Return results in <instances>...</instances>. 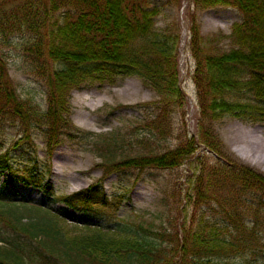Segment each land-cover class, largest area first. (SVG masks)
Returning <instances> with one entry per match:
<instances>
[{
    "label": "trees",
    "instance_id": "trees-1",
    "mask_svg": "<svg viewBox=\"0 0 264 264\" xmlns=\"http://www.w3.org/2000/svg\"><path fill=\"white\" fill-rule=\"evenodd\" d=\"M196 3L204 7H229L241 16L228 35L203 36L198 27L189 28L188 47L195 61L193 82L200 114L208 121L229 116L251 124L264 123V0H197ZM160 15L162 12L153 0H7L5 5H0V34L4 38L21 37L19 49L23 61L35 78L44 81L47 95L44 110L19 98L8 78L1 48L7 42H1L0 132L16 128L19 136L16 147L28 145L26 142L35 147L32 144L35 135L44 139L48 149L61 136L79 140L90 146L102 163L108 164L106 171L114 172L127 168L140 172L175 169L196 153L199 143L203 144L206 150L194 159V173L204 168L207 153L214 156L215 163L210 170L216 174L212 179L216 177L221 185L224 180L230 181L231 193L235 194L232 202L228 200L221 205V215L234 229H240L241 225L246 240L240 241V249H245L247 243L258 242L257 228L264 229V226L258 210L249 209L255 226L250 230L243 227L242 219L236 220L243 214L238 203L240 196L248 193L253 199L262 197L263 201L264 177L239 165L222 149L216 136L202 135V131L182 140L175 149L164 150L159 146L172 132V116L183 106L184 97L178 82L180 28L176 22H163L158 27ZM225 42L227 48L222 46ZM126 77L138 78L143 87L154 93L156 100L133 107L145 119V125L128 142L140 150L116 163L112 161L121 155L125 138L73 128L68 119L67 99L73 89L114 86ZM0 169L7 171L0 188V224L14 231L18 238H25L22 242L0 238V264H39V259H52L55 264L162 263L158 244L150 238L156 235L150 229L139 226L136 228L140 235L115 238L112 233L125 231L118 217L122 202L108 196L100 185L55 196L50 182H44L32 169L20 170L14 166L6 152H0ZM191 180L184 201L193 214L201 209L200 201L212 203L210 193L214 180L205 182L203 187L198 177ZM11 181L40 188L52 197L53 203H60L91 220H100L102 227L84 226L89 229L85 235L66 237L58 231L56 220H52L62 217L60 213L56 212L59 216L53 213L55 217L49 209L15 201L13 196L4 193ZM21 211L48 215L49 220L25 224L23 221L27 218ZM206 223L197 222L193 231L189 226L183 227L186 236L180 251L183 257L187 256L186 261L191 255L196 257L190 264H212V256L235 247L231 241L216 235L205 237L202 225Z\"/></svg>",
    "mask_w": 264,
    "mask_h": 264
},
{
    "label": "rangeland",
    "instance_id": "rangeland-1",
    "mask_svg": "<svg viewBox=\"0 0 264 264\" xmlns=\"http://www.w3.org/2000/svg\"><path fill=\"white\" fill-rule=\"evenodd\" d=\"M6 2L7 0H0V5H5ZM196 2L197 0H153L157 9L162 12V15L158 17L157 26H162L163 22H176L180 28L177 47L178 82L184 96L183 106L172 116V132L165 140L159 142V146L164 150L175 149L182 140L202 131V135L216 136L222 149L239 165L264 177V164L258 166L249 159H244L245 154L240 146L231 142V139H236L235 137L240 135L264 140V123L251 124L229 116L218 121H208L200 114L197 89L193 82L195 61L188 47L190 26L198 27L203 36L215 33L228 35L232 25L239 22L241 16L235 9L229 7H204ZM163 18L165 21L162 20ZM20 41L19 36L4 38L0 34V45L1 42H7L6 46L1 45V48L7 63L8 78L20 99L30 101L31 105L39 106L41 110H44L47 107L46 85L43 80L35 78L29 72L19 49ZM226 45L225 42L222 46L227 48ZM67 100L68 119L70 125L76 130L97 135L118 134L120 138H125L120 149L121 155H117L112 161L117 163L127 156L136 155L135 152L140 150L136 144L128 142L129 138L133 137L132 134L142 132L145 125V119L133 107L154 102L156 96L143 87L138 78L126 77L114 86L73 89ZM18 137L14 127L0 132V152L8 153L14 166H19L20 170L25 167L32 169L34 174L44 182H50L55 196L70 195L92 185H100L108 196L117 197L122 202L118 217L125 231L112 233L115 238L124 239L128 236L140 235L136 228L139 226L150 229V232L156 235L154 237L151 235L150 238L158 244L157 253L162 259L161 264H169V262L170 264H190L196 259L191 255L186 261L187 256L183 257L180 248L186 236L183 227L189 226L193 231L196 223L201 220L207 222L206 226L202 225L205 237L216 235L220 239L229 240L235 244L232 250L221 251L222 254L212 256V264H264L263 227L257 228L258 242L247 243L245 249H240L242 247L240 241L246 240L243 228L239 225L240 229H234L235 226L221 215V205L227 204L228 200L232 202L235 194L231 193L230 181L224 180L221 185L215 179L216 177L212 179V176L216 174L215 170H210L215 163L214 156L207 153L204 168L200 170V173H194L196 168L194 159L206 150L203 144L199 143L196 153L175 169L140 172L137 169L127 168L114 172L106 171L108 164L102 163L101 158L92 153L90 146L77 139L72 141L66 136H61L57 139V144L48 149L44 139L39 135L33 138L32 144L35 147H30L27 142L28 145L20 144L16 147L14 145ZM117 152L119 154V151ZM6 172L0 169V188L7 178ZM196 177L200 180L202 187L205 182L214 180L212 182L214 189L210 193L213 201L207 204L200 201L198 206L201 209L198 208L192 214L184 197L190 190L189 186L193 182L191 179ZM4 193L13 196L15 201L22 200L43 210L49 209L50 215L60 213L62 217L52 218V220H56L58 231L66 237L85 235L89 229L86 230L84 226L102 227L100 220H91L60 203H53L52 197L47 196L40 188L24 187L11 181L7 183ZM261 198L253 199L249 193L240 196L238 209L243 214L236 220L242 219L243 227L248 230L255 226V219L248 213L249 209L251 212L258 210L259 220L264 226V200L261 201ZM21 214L29 219H26L27 221L24 219L25 224L49 220L48 215H41V213L26 214L21 211ZM57 215L53 216L57 217ZM162 234L165 237L161 238ZM168 235L170 236L167 237ZM0 238L25 241L23 236L18 238L14 231L4 228L1 224ZM39 260V264H55L52 259Z\"/></svg>",
    "mask_w": 264,
    "mask_h": 264
},
{
    "label": "bare ground",
    "instance_id": "bare-ground-1",
    "mask_svg": "<svg viewBox=\"0 0 264 264\" xmlns=\"http://www.w3.org/2000/svg\"><path fill=\"white\" fill-rule=\"evenodd\" d=\"M235 138L231 139V142L240 146L245 154L244 159H249L258 166L264 164V140L262 138L244 135Z\"/></svg>",
    "mask_w": 264,
    "mask_h": 264
}]
</instances>
